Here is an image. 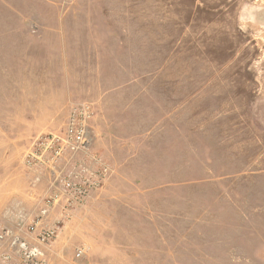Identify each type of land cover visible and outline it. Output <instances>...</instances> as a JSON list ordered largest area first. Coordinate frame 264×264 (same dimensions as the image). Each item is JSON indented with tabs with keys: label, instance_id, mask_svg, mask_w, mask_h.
<instances>
[{
	"label": "rangeland",
	"instance_id": "obj_1",
	"mask_svg": "<svg viewBox=\"0 0 264 264\" xmlns=\"http://www.w3.org/2000/svg\"><path fill=\"white\" fill-rule=\"evenodd\" d=\"M0 264H264V0H0Z\"/></svg>",
	"mask_w": 264,
	"mask_h": 264
},
{
	"label": "built area",
	"instance_id": "obj_2",
	"mask_svg": "<svg viewBox=\"0 0 264 264\" xmlns=\"http://www.w3.org/2000/svg\"><path fill=\"white\" fill-rule=\"evenodd\" d=\"M90 110V106L83 104L80 111V117H78L77 112H74L64 134L61 136L52 135L51 137L44 140L61 141V144H59L61 147L58 154H60L61 151H65L66 149H70V151L78 149L87 141V122L91 115ZM82 253L83 250L79 249L77 255L81 256Z\"/></svg>",
	"mask_w": 264,
	"mask_h": 264
}]
</instances>
